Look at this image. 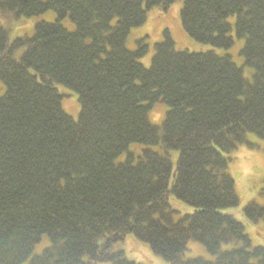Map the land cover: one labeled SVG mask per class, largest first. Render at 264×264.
Wrapping results in <instances>:
<instances>
[{
    "label": "trees",
    "instance_id": "trees-1",
    "mask_svg": "<svg viewBox=\"0 0 264 264\" xmlns=\"http://www.w3.org/2000/svg\"><path fill=\"white\" fill-rule=\"evenodd\" d=\"M175 1L0 0L6 24L54 13L11 41L0 26V264H135L119 247L127 235L166 264H264L228 211L229 154L264 137V0H183L181 28L212 49H176L164 31L146 67L144 37L129 49L128 35ZM236 39L240 66L217 51ZM59 86L76 94V118ZM170 196L192 211L175 218ZM241 210L264 217L255 201ZM189 241L212 260L185 257Z\"/></svg>",
    "mask_w": 264,
    "mask_h": 264
},
{
    "label": "rangeland",
    "instance_id": "rangeland-1",
    "mask_svg": "<svg viewBox=\"0 0 264 264\" xmlns=\"http://www.w3.org/2000/svg\"><path fill=\"white\" fill-rule=\"evenodd\" d=\"M183 0H176L167 13H162L158 8H153L148 11L146 21L143 25L134 27L131 29L126 45L129 49H134L136 46V39L144 37L147 44V53L139 59L144 66H149L151 57L154 53L155 43L161 41L164 36V31H167L173 39L174 46L179 50L189 51H204L212 49L209 44H202L190 36H188L180 26L179 11L182 6ZM47 14V15H46ZM54 16L52 11H47L39 18H28L19 23H8L0 19V26H9L8 39L29 33L33 23L44 20L42 16ZM35 21V22H34ZM63 23L68 28H71L72 24L64 19ZM4 27V26H3ZM243 40L236 39L234 46L228 50H217L219 53H227L232 60L240 66L243 62L241 55L239 54ZM249 69V68H248ZM244 76H248V72L243 70ZM3 89L2 83H0V93ZM58 91L64 96L61 104L65 112L77 117L79 111V105L76 94L63 87L59 86ZM166 105L162 102L155 103L149 110L148 116L152 123L159 125L163 119ZM248 141L253 145L248 147L247 145L238 146L232 151L229 156L231 159L228 162V172L234 180L235 190L239 198V203L235 208L228 209V211L235 216L243 225L250 237L253 245H262L264 247V217L257 222H252L242 213V207L249 201H255L264 205V137L260 138L253 134L248 135ZM146 145L135 143L130 146L129 150L139 152ZM154 150H160L158 146H149ZM177 157V151H170L169 158L174 165ZM125 158V153H121L116 157V161H122ZM170 204L174 207L176 204L181 210H177L174 213V217L177 218L183 213L192 211V208L182 203L173 196H170ZM177 209V208H176ZM120 248L123 249L128 259L132 260L135 264H166L161 258L153 254L148 246L132 235H127L124 242L120 244ZM223 248H229L230 244L222 246ZM185 257L201 256L208 260H212V256L208 254L204 246L196 241H189L187 243V249L184 254ZM110 264V263H99Z\"/></svg>",
    "mask_w": 264,
    "mask_h": 264
}]
</instances>
